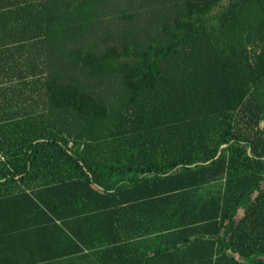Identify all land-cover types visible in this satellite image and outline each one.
I'll return each instance as SVG.
<instances>
[{"label":"trees","instance_id":"1","mask_svg":"<svg viewBox=\"0 0 264 264\" xmlns=\"http://www.w3.org/2000/svg\"><path fill=\"white\" fill-rule=\"evenodd\" d=\"M0 264H264V0H0Z\"/></svg>","mask_w":264,"mask_h":264},{"label":"rangeland","instance_id":"2","mask_svg":"<svg viewBox=\"0 0 264 264\" xmlns=\"http://www.w3.org/2000/svg\"><path fill=\"white\" fill-rule=\"evenodd\" d=\"M219 184H220V182L215 183V184H213V185H209V186L207 187V189H208V190H210V189H211V190H215V189L219 186ZM201 192H202V194L205 193V189H202ZM241 213H242V211L240 210V212H239V216H241ZM239 216H238V217H239Z\"/></svg>","mask_w":264,"mask_h":264}]
</instances>
